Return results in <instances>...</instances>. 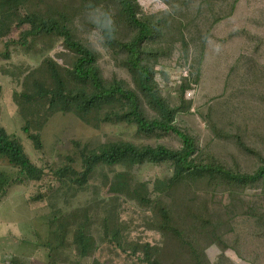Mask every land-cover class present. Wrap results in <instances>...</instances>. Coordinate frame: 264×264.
I'll list each match as a JSON object with an SVG mask.
<instances>
[{"label":"rangeland","instance_id":"1","mask_svg":"<svg viewBox=\"0 0 264 264\" xmlns=\"http://www.w3.org/2000/svg\"><path fill=\"white\" fill-rule=\"evenodd\" d=\"M137 1L142 11L161 19L162 33L152 49L163 52L155 64L163 96L176 106L181 87L192 84L175 124L196 136L200 152L252 172L258 165L256 156L246 153L234 135L264 157V0ZM33 11L65 13L75 38L101 54L107 80L116 75L128 81V75L117 63L121 56L115 58L102 43L100 24L113 26L122 39L131 33L110 0H28L20 12L0 15V53L8 56L0 59V126L19 139L33 162L51 168L72 157L80 169L74 141L91 148L118 140L181 148L174 133L145 136L125 123L100 124L95 118L84 122L74 113H51L45 102L24 98L34 92L37 82L51 84L47 60L61 70L73 58L55 35L33 37L27 45L5 44L10 38L21 39L16 18ZM26 125L41 135L44 161L22 131ZM15 170L0 157V171ZM124 170L100 167L84 190L61 186L41 201L31 200L40 183L8 185L0 198V264H93L94 259L100 264H146L140 260L146 244L156 248L155 258L161 264H264V179L249 187L190 182L160 196L159 205L170 211L179 238L160 228L156 204L144 207L130 194H112L110 183ZM130 172L135 183L145 182L152 190L157 179L171 175L172 168L150 164ZM84 214L94 249L81 259L73 230L84 221ZM64 219L70 223V233L59 246L52 227ZM105 225L120 232L126 252L104 237Z\"/></svg>","mask_w":264,"mask_h":264},{"label":"trees","instance_id":"2","mask_svg":"<svg viewBox=\"0 0 264 264\" xmlns=\"http://www.w3.org/2000/svg\"><path fill=\"white\" fill-rule=\"evenodd\" d=\"M27 1L0 0V15L8 16L20 12V6ZM110 2L115 3L119 20L125 23L131 33L128 39H122L113 26L100 24V35L105 48L115 58L121 56L117 63L126 70L128 81L116 75L110 80L103 76L101 54L89 43L75 38L71 19L65 13L47 12L43 15L33 11L16 18L15 27L21 28V39L10 38L5 44L27 45L33 37L55 35L63 40L65 47L73 53V58L70 65L61 67V70L57 63L47 60L51 84L37 82L34 92L31 95L24 94L23 97L29 101L45 102L51 113H74L84 122L95 118L100 124L125 123L135 126L137 133L145 136L174 133L181 140V148L139 145L123 140L110 141L91 148L87 144L74 141L72 144L81 159L80 169L74 166L72 157H67L57 167L45 168L33 162L19 139L0 126V157L16 169L13 174L0 171V198L11 183L32 182L40 184L37 194L31 200H45L48 194L61 186L84 190L100 167H123L125 170L118 172L115 181L110 183L112 194H130L144 207L156 204L162 219L160 228L181 238V232L172 224L170 211L166 207H160V196L168 194L179 184L190 182L197 184L203 181L216 187L218 183L249 187L264 179V157L257 149L246 145L238 135L234 136L239 146L246 153H254L256 156L258 165L252 172L242 170L237 163L226 164L212 153L200 152L196 136L175 124L177 116L185 109L184 96L192 84L181 87L179 104L173 106L163 96L156 80L155 64L163 52L159 49L153 50L152 47L162 33L161 19L148 11H142L137 0ZM103 23H106V18ZM4 57L8 58L0 53V59ZM22 131L44 161L46 151L41 135L30 131L27 125L22 127ZM218 135L225 136V133L218 131ZM150 164H169L172 168L171 175L165 179H157L152 190L145 182L135 183L130 172L135 167ZM59 215V211L53 213L52 224L58 220ZM83 216L84 221L73 230V243L81 259L89 257L94 249L93 239L86 232L88 218L86 214ZM52 228L61 246L70 233V223L64 219ZM119 234V231H111L105 225L104 237L117 249L126 252L124 244L119 240ZM132 249L135 255L137 249ZM142 251L143 258H138L142 262L161 264L155 258L156 248L146 244L142 246ZM93 264L100 263L94 259Z\"/></svg>","mask_w":264,"mask_h":264},{"label":"clouds","instance_id":"3","mask_svg":"<svg viewBox=\"0 0 264 264\" xmlns=\"http://www.w3.org/2000/svg\"><path fill=\"white\" fill-rule=\"evenodd\" d=\"M189 94V96H192V93L190 92V93H188Z\"/></svg>","mask_w":264,"mask_h":264}]
</instances>
